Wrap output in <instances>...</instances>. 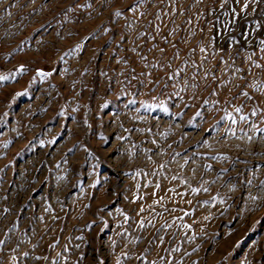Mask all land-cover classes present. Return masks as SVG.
<instances>
[{"label": "rangeland", "instance_id": "obj_1", "mask_svg": "<svg viewBox=\"0 0 264 264\" xmlns=\"http://www.w3.org/2000/svg\"><path fill=\"white\" fill-rule=\"evenodd\" d=\"M0 76V264H264V0H0Z\"/></svg>", "mask_w": 264, "mask_h": 264}, {"label": "snow or ice", "instance_id": "obj_2", "mask_svg": "<svg viewBox=\"0 0 264 264\" xmlns=\"http://www.w3.org/2000/svg\"><path fill=\"white\" fill-rule=\"evenodd\" d=\"M244 7L247 8L248 5L245 4ZM116 15L119 16V15H121V13L117 12ZM201 51H204V50L201 49ZM255 67L259 68V67H261V66H260L259 64H256ZM18 71H19V72H23V71H24V68L21 67L20 69H18ZM237 71H239V69H237ZM37 75H39V76H44V75H50V74H45V73H43V72H38ZM6 79H8V77L0 76V81L6 80ZM242 95L247 96V93H242ZM249 99H250V97H249ZM237 111H240V109H237ZM253 115H255V112H253ZM241 119H245V118H244V117H241ZM253 199H255V197H253ZM141 211H143V209H141ZM185 214L188 215V213H185ZM126 219H127V217H126ZM206 219H207V217H206ZM140 226L143 227L144 225L141 224ZM185 227H188V226L185 225ZM161 239H162V238H161ZM4 243H5V242H4L3 240H0V244H4ZM176 250H177V249H174L173 251H176ZM37 259H39V258H37Z\"/></svg>", "mask_w": 264, "mask_h": 264}]
</instances>
